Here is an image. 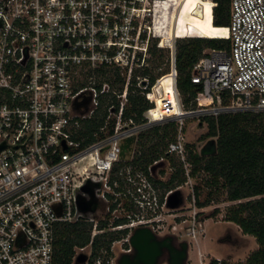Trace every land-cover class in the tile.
I'll list each match as a JSON object with an SVG mask.
<instances>
[{
    "label": "built area",
    "instance_id": "1",
    "mask_svg": "<svg viewBox=\"0 0 264 264\" xmlns=\"http://www.w3.org/2000/svg\"><path fill=\"white\" fill-rule=\"evenodd\" d=\"M170 2L0 0V264H55L63 222L92 225L89 244L76 249L72 264H121L123 255L135 254L131 238L141 227L158 237L166 223L174 234L197 241L202 235L183 125L190 116L264 111V0H231L230 24L218 26L226 34L214 38L228 46H206L188 69L201 84L191 109L177 86L176 42L196 36H172L181 0L172 9ZM211 4L214 16L217 2ZM154 46L168 51L169 63L156 83L165 74L174 78L165 106L176 99L181 113L158 120L178 119L177 137L167 155L143 169L134 160L139 132L157 116L156 84L150 87L140 71L150 68ZM105 70L118 71L123 87L99 76ZM132 81L152 103L141 122L126 115ZM107 96L115 101L98 123ZM171 157L187 180L164 190L157 180L173 171ZM186 185L189 195L169 207V196ZM107 232L116 237L94 253L95 236ZM197 254L199 264H223Z\"/></svg>",
    "mask_w": 264,
    "mask_h": 264
},
{
    "label": "trees",
    "instance_id": "2",
    "mask_svg": "<svg viewBox=\"0 0 264 264\" xmlns=\"http://www.w3.org/2000/svg\"><path fill=\"white\" fill-rule=\"evenodd\" d=\"M213 1L217 2L214 16L211 14V0H181L174 14L173 37L196 36L178 39L176 42V66L180 72L177 86L187 109L196 106L195 97L201 90V84L192 81L188 69L199 59L206 46L223 49L226 43L214 38L226 34V31L221 32L218 26H229L231 0ZM151 50L156 56L155 62L160 61L163 56L157 54L160 49L154 46ZM158 64L159 62L156 64L157 67H160ZM157 67L153 65L140 71V74L149 75L150 84H153L157 77L168 72L169 63L155 75L154 70ZM99 76L111 82L113 86L121 84V88L125 81L118 71L113 70H105ZM171 79L172 81L174 79L171 74H165L155 85L152 100L157 105L154 110L157 114L156 119L166 115L172 116L180 111L175 99L174 104L170 105L171 112L166 113V110H170L165 106L166 101H170L168 104L172 103L170 94L172 90L168 86ZM135 92L138 94L135 95ZM113 100L115 101V98L112 96L105 97V112L98 123L104 120L108 112L107 106ZM229 102V99L225 100L226 104ZM151 106L152 103L142 89L132 81L126 115H136L137 120L141 122L143 112ZM205 118L208 123V132L205 136L216 138L217 148L214 153L204 155L197 151L196 147L189 145L191 175L197 178L199 174H205V184L210 187L206 200L201 201L200 185L195 184L197 204L199 207L208 205L214 200L213 195L221 187L224 188L226 200L233 202L226 210L225 220L237 224L243 233L254 236L258 248L251 252L245 261L231 263L224 259L223 264H264V111L225 112L217 117ZM175 131V123L171 122L169 125L156 126L142 132L138 137L135 160L138 167L146 169L155 159L167 155L168 144L176 138ZM170 162L173 167L171 175L166 180H157L164 190L177 188L187 180L183 165L174 157L170 158ZM91 230L92 225L87 221L58 224L55 234V264H72L76 249L89 244ZM115 237L116 234L110 232L95 236L93 252L96 253L102 246L109 247ZM216 262V259L211 260V264Z\"/></svg>",
    "mask_w": 264,
    "mask_h": 264
},
{
    "label": "rangeland",
    "instance_id": "3",
    "mask_svg": "<svg viewBox=\"0 0 264 264\" xmlns=\"http://www.w3.org/2000/svg\"><path fill=\"white\" fill-rule=\"evenodd\" d=\"M213 22V21H212ZM174 24L172 26V36L175 34L174 32ZM224 45L227 47L228 44L224 43ZM157 54H162L158 65L160 67H157L156 56L153 55L150 58V68L155 65V75H157L162 69H165L167 67L168 63V51L164 49H160L157 51ZM157 81V80H156ZM156 81L153 84H150V87L156 84ZM138 94V92H135V95ZM206 116L200 115V116H193V117H187L185 119L184 125H183V133L187 139L188 142V151H189V145L191 147H196L197 151L201 152L202 147L212 139V137H206V133L208 132V123L206 121ZM209 117H216L215 115L209 116ZM156 121V120H154ZM171 122L175 123L176 131L175 135L177 137L178 133V127L179 122L176 118H169L166 120L157 121L155 123H150L147 126H145L144 129H142L139 132V135L142 132L149 131L153 129L156 126L162 127L169 125ZM216 139V138H214ZM189 153V152H188ZM167 165V164H166ZM164 165V166H166ZM167 168V167H166ZM168 169V174L166 175V179L171 175V170ZM205 174L201 173L197 178H193V183L200 185L201 193H200V200L205 201L208 195V192L210 191V187L206 186L205 184ZM190 187L189 185L184 186L179 192L180 197L184 198L186 195H189ZM213 199L210 203L203 207H198L199 210V218L203 222V228L204 231L200 237L202 238L201 247L204 248L202 250L203 253H205V261L210 262L212 258H222L225 260L230 261L231 263H238L241 261H245L247 257L258 248V243L254 236L245 234L242 232L241 228L228 220H225V213L229 205H231L233 202L226 200V192L224 188H220L217 193L213 195ZM171 222V221H169ZM168 223L161 228L159 232V237L157 238L159 242H162L163 239H166V237H169L170 240L174 239L175 237L178 241V245L174 242L169 248V251L171 249L175 250L176 255H171L167 251V249H164L162 247V253L159 257L156 264H172L173 259H178L180 263L183 264H199V256L197 254L198 250L201 248L198 241L189 238L186 234L181 235L179 233L174 234L172 233L171 226L167 227ZM170 235V236H169ZM182 245H181V244ZM186 243V245H185ZM184 244V245H183ZM186 248V252L184 255V251ZM177 256V257H176ZM181 260V261H180ZM179 264V263H177Z\"/></svg>",
    "mask_w": 264,
    "mask_h": 264
},
{
    "label": "water",
    "instance_id": "4",
    "mask_svg": "<svg viewBox=\"0 0 264 264\" xmlns=\"http://www.w3.org/2000/svg\"><path fill=\"white\" fill-rule=\"evenodd\" d=\"M217 143L216 139L212 138L202 147V154L208 155L216 151ZM182 202L180 192H173L168 198V205L171 208H176ZM158 236L146 227H141L135 230L131 242L135 247V254L130 256L128 254L123 255L121 258V264H156L162 253V243L157 239ZM186 245V243H185ZM184 255L186 248H184ZM86 254L81 253L77 260L79 262L85 261ZM181 261V260H180ZM183 264L173 259L172 264Z\"/></svg>",
    "mask_w": 264,
    "mask_h": 264
},
{
    "label": "flooded vegetation",
    "instance_id": "5",
    "mask_svg": "<svg viewBox=\"0 0 264 264\" xmlns=\"http://www.w3.org/2000/svg\"><path fill=\"white\" fill-rule=\"evenodd\" d=\"M138 150V145L136 144V151ZM201 154H202V149H201V152H200ZM136 158H137V152H136V156H135V159L134 160H136ZM136 164V163H135ZM136 166H138L137 164H136ZM178 245V241H177V239H176V237H175V240L174 239H172V240H170L169 239V237H166V239H163L162 240V245H163V247H164V249H167V251L169 252V253H171V255H176L174 252H175V250L174 249H171V251H169V248L171 247V246H173L172 244H174V242ZM176 244H174V245H176ZM181 244V243H180ZM182 245V244H181ZM184 245V244H183ZM177 257V256H176ZM176 261L178 260V259H175Z\"/></svg>",
    "mask_w": 264,
    "mask_h": 264
},
{
    "label": "bare ground",
    "instance_id": "6",
    "mask_svg": "<svg viewBox=\"0 0 264 264\" xmlns=\"http://www.w3.org/2000/svg\"><path fill=\"white\" fill-rule=\"evenodd\" d=\"M178 1H179V0H171V2H170V3H171V9H172V7H173L174 4H177V3H178ZM221 36H224V35H221ZM219 37H220V36H219ZM153 91H154V93H155V87L153 88ZM154 93H152L151 97L153 96ZM155 103H156V102H155ZM156 106H157V105H156ZM156 106H155V107H156ZM180 113H181V112L179 111V112H177L176 114H174V115H172V116H176V115H178V114H180ZM155 114H156V112H155ZM156 116H157V114H156ZM163 118H164V117L159 118V119H156V121H158V120H160V119H163Z\"/></svg>",
    "mask_w": 264,
    "mask_h": 264
},
{
    "label": "crops",
    "instance_id": "7",
    "mask_svg": "<svg viewBox=\"0 0 264 264\" xmlns=\"http://www.w3.org/2000/svg\"><path fill=\"white\" fill-rule=\"evenodd\" d=\"M201 242H202V238H201V237H199V238H198V243H199V245L201 244ZM200 247H201V245H200ZM200 250L202 251V250H204V248H203V247H201V248H200Z\"/></svg>",
    "mask_w": 264,
    "mask_h": 264
}]
</instances>
